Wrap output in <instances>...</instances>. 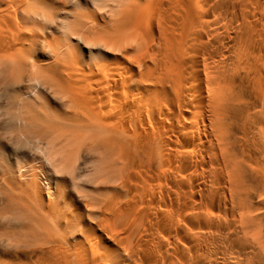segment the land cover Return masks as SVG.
I'll use <instances>...</instances> for the list:
<instances>
[{"label":"bare ground","instance_id":"bare-ground-1","mask_svg":"<svg viewBox=\"0 0 264 264\" xmlns=\"http://www.w3.org/2000/svg\"><path fill=\"white\" fill-rule=\"evenodd\" d=\"M43 1L0 0L6 128L37 164L16 171L18 191L1 188L0 264H264V0H106V21ZM77 39L116 62H80ZM34 48L50 62L30 61ZM24 88L51 91L60 110ZM68 148L103 183L73 224L38 192L39 170L59 198L45 169L63 175ZM58 165L81 192L76 161Z\"/></svg>","mask_w":264,"mask_h":264},{"label":"rangeland","instance_id":"rangeland-1","mask_svg":"<svg viewBox=\"0 0 264 264\" xmlns=\"http://www.w3.org/2000/svg\"><path fill=\"white\" fill-rule=\"evenodd\" d=\"M39 3H47V1L38 0ZM62 1H68L65 9L67 10L68 4L71 5L72 2L74 4H77L78 6L75 7L77 13H83V14H94L99 21H106V14L101 13L97 10V7L106 6V0H62ZM110 1V0H109ZM97 3V4H96ZM73 4V3H72ZM97 5V6H95ZM68 23H70L69 20H67ZM101 23V22H100ZM52 31L51 33V39L54 41H57L58 43L65 44L67 42V36H66V30L61 29L58 32L54 31L53 29H50ZM50 41V40H49ZM73 44V51L71 54L77 59L80 60V62H83L86 65L92 64V65H104L112 64L116 62L115 56H113L111 53L106 51L105 43H103L100 40H94L89 41V44L87 45L85 41L77 39L75 41H72ZM118 56V55H116ZM51 53L48 49H40V48H34L29 56V60H37L41 63H48L50 62ZM24 88L21 94L25 97V101H30L34 104L36 107H40L46 110H49L51 112H56L60 110V101L53 95V93L46 88H36V91L34 96L32 98H27V93ZM5 98L1 96L0 99V198H1V188L4 185H7L14 189L15 191H18L16 189L17 184H24V180L17 175V170L22 166L25 165L26 167L36 169L37 164L31 163V157L30 155L23 154V152H20L17 144L14 140L10 139V135L6 128V121L7 116L6 114V102ZM55 139V138H54ZM29 157V159H28ZM92 160V156L87 154L85 150H75L73 148L66 149L63 154L59 155V157L56 160L57 163V169H59L60 173L62 172L63 175L59 174L56 170L54 171L53 168L50 166L46 167L45 170H47L50 173V184L57 185V190L60 191L61 195L58 196L59 198L57 200H54L52 198H47V195L49 197L57 195L54 193V189L51 193H48L42 189V182H46L44 180V176L39 173V170L37 171L38 178L40 180V192L42 194V201L44 202V205H50L51 211L49 213H53V216L60 217V220L62 223L67 222L68 224H73L81 220V214L83 213V204L84 199L81 195H85L87 199L92 201H99L103 199V192L101 190V187H103V183L97 181V178H95L93 171L94 166L90 163ZM76 161L77 166L80 168V172L85 174V177L79 181L80 187L82 188V191L77 194V190H74L75 188L70 185V183L65 178V172L62 171L61 167L58 164L65 163V164H71ZM89 162V163H88ZM18 164V165H17ZM28 164V165H27ZM32 164V165H31ZM85 165V168H83V165ZM17 165V166H16ZM56 165V164H55ZM43 176V177H41ZM56 180H59L57 182ZM45 191V192H44ZM80 222H78L79 224ZM0 258H2V261H7L10 259V255H8V250L4 248V245L0 243Z\"/></svg>","mask_w":264,"mask_h":264}]
</instances>
